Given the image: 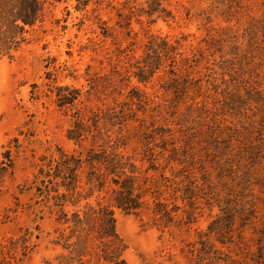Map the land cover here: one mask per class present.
Here are the masks:
<instances>
[{
  "label": "rangeland",
  "instance_id": "374dc122",
  "mask_svg": "<svg viewBox=\"0 0 264 264\" xmlns=\"http://www.w3.org/2000/svg\"><path fill=\"white\" fill-rule=\"evenodd\" d=\"M123 1L91 0L80 10L78 0H41V19L27 26L19 48L0 51V264H57L66 253L54 243L60 232L48 211V176L41 169L48 170L58 148L85 152L93 145L91 133L98 135L96 144L107 135L111 144L117 137L126 142L122 153L137 154L142 178L159 185L145 195L139 212L115 209L126 264H264V0H163L173 18L149 23L147 14H131L130 28L117 15ZM131 3L148 7L146 0ZM101 28L109 34H99ZM150 34L173 43L182 39L185 55L204 52L218 77L224 65L232 90L227 109L206 82L205 104L214 116L209 122L188 113L189 98L160 115H154L153 102L141 106L131 99L133 88L157 94L159 103L170 97L159 86L166 68L149 82L133 74L131 63L142 56ZM204 65L195 75L207 80ZM65 87L81 95L62 106L57 91ZM142 119L149 126L155 119L154 126L164 129L156 142L184 147V163H167L168 153H157L159 170H152L140 159L141 134L149 132L138 125ZM230 120L239 133L227 144L222 140ZM81 121L88 130L79 144L66 134ZM209 125L221 126L215 140L206 134ZM156 201L164 202L168 218L154 214ZM235 205H245L251 222L241 225L238 213L233 239L221 243L208 227ZM204 244L209 252L202 255Z\"/></svg>",
  "mask_w": 264,
  "mask_h": 264
},
{
  "label": "trees",
  "instance_id": "16d2710c",
  "mask_svg": "<svg viewBox=\"0 0 264 264\" xmlns=\"http://www.w3.org/2000/svg\"><path fill=\"white\" fill-rule=\"evenodd\" d=\"M90 1L78 0L77 9H85ZM131 1L135 2L136 0L122 2V8L124 11L128 10V13L117 9V15L121 19H123L122 16L127 19L125 26L129 28L133 14L138 16L147 14L149 23L155 22L158 18L167 20L174 17L170 10L162 6L163 0H146L147 8L143 6L136 8ZM42 10L41 0H0V51L10 53L19 48L25 40L24 33L27 31V26H33L41 19ZM154 15L156 17H153ZM137 19L141 22L140 18ZM99 34L105 37L109 32L101 28ZM182 41V39H178L173 43L167 37L150 34L142 56L131 63V67H135L133 74L140 82H149L156 72L163 67L166 68L164 74L167 77L159 86L161 90L169 94L168 102L159 103L154 99L157 98V94L146 95L136 88L130 91V96L131 99L139 100L141 106L153 102L155 104L153 106L154 115L163 114L162 109L171 114L178 104L187 103L189 98L191 104L188 103L186 106L188 113L197 112L199 114H195L196 121L209 122L214 116L210 113L211 108L205 104L206 96L202 82L204 84L206 82L207 88L211 86L215 94H221L224 97L221 98L220 104L226 108L228 100L226 96L228 97L232 90H228L225 66H220L222 71L219 72L218 77V70L214 68L215 62L210 63L207 56L201 57L204 52L192 55L180 52ZM95 43L97 42L95 41ZM213 53L215 54V52ZM202 62H205L204 68L208 72L207 80L195 75L198 73V70H195L196 67L201 68ZM221 85H223L222 88ZM189 90L192 91L191 95L187 92ZM80 95V91L75 88L65 87L59 88L57 91L58 101L62 106L74 103ZM199 96L201 100H198ZM198 103H203V107L195 109L194 107ZM232 103L234 101H230V104ZM161 105L162 108H159ZM235 115L239 114L235 113ZM82 119L84 120V118ZM154 121L155 119L149 126L145 119L138 120L139 126H149V132L141 134L144 138V147L142 146L140 159L146 160L152 170L158 169L154 163V156L157 153L163 155L167 152V157H164L167 163L171 161L179 164L184 163L185 160L182 158L186 157L184 147L180 150V147L171 148L156 142L157 136H163L160 133H164V129L154 126ZM228 122L230 124L225 123L224 125L225 137L223 140V136L219 139L225 140L227 144L233 140L235 132H238L234 122L232 120ZM213 123H217V119ZM220 127V125H209L206 134L210 139L215 140L220 132ZM87 130L86 123L81 121L76 127L69 129L66 135L69 139L81 144ZM97 136V134L91 133L93 145L89 146L85 152L80 151L76 154L58 148V156L52 157L48 161V170L41 169V173L44 172L48 176V188H46L47 185L45 187L48 191V211L53 214L54 222L57 225L56 229L60 232L54 243L61 245L66 250V253L57 256V264H87L88 262L126 264L124 258L126 245L116 229L115 209L139 212L144 206L145 195L159 186L156 182L147 183L142 178L141 170H139L141 167L135 162L137 154L127 156L122 153L121 148L127 145L126 142L117 137L115 143L111 144L110 141H113V137L107 135L102 144H96ZM261 159L259 158V160ZM247 172L245 170L244 174ZM245 177L249 178V176ZM92 200L94 201L92 202ZM154 204L155 207L152 211L155 215L161 214L164 218L169 217L170 213L166 210L163 201H156ZM243 206L245 207V205ZM243 206L235 208L232 206L226 210V212L229 210L231 212L224 218L219 219L218 217L209 225L210 233L219 234L217 238L219 242L226 243L233 239L231 234L235 231L234 225L238 213L241 225L248 226L250 220L247 209ZM205 245H203L202 255L209 252L204 251L206 250Z\"/></svg>",
  "mask_w": 264,
  "mask_h": 264
}]
</instances>
